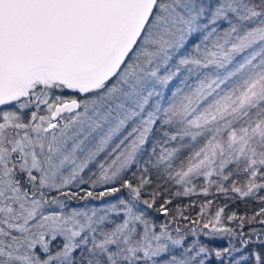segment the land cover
<instances>
[{
    "label": "snow or ice",
    "instance_id": "obj_1",
    "mask_svg": "<svg viewBox=\"0 0 264 264\" xmlns=\"http://www.w3.org/2000/svg\"><path fill=\"white\" fill-rule=\"evenodd\" d=\"M0 264H264V0H0Z\"/></svg>",
    "mask_w": 264,
    "mask_h": 264
},
{
    "label": "trees",
    "instance_id": "obj_2",
    "mask_svg": "<svg viewBox=\"0 0 264 264\" xmlns=\"http://www.w3.org/2000/svg\"><path fill=\"white\" fill-rule=\"evenodd\" d=\"M224 202H225V199H224V197L222 195H220V196H218L216 198V203L222 204ZM234 210L242 213V212H244L246 210L245 209V205L242 202H240V201H236L235 203L229 201V208L226 209V211L227 212H231V211H234ZM209 243L214 244V243H218V242L217 241H210Z\"/></svg>",
    "mask_w": 264,
    "mask_h": 264
}]
</instances>
